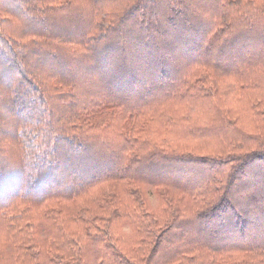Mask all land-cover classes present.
<instances>
[{"label":"trees","instance_id":"16d2710c","mask_svg":"<svg viewBox=\"0 0 264 264\" xmlns=\"http://www.w3.org/2000/svg\"><path fill=\"white\" fill-rule=\"evenodd\" d=\"M0 264H264V0H0Z\"/></svg>","mask_w":264,"mask_h":264},{"label":"rangeland","instance_id":"374dc122","mask_svg":"<svg viewBox=\"0 0 264 264\" xmlns=\"http://www.w3.org/2000/svg\"><path fill=\"white\" fill-rule=\"evenodd\" d=\"M144 171V174L146 175V180H145V183H144V190L146 191L147 193V197L149 198V201L151 203V205L155 208L157 206H159L160 204V198H159V194H158V190H156L154 184H152L150 181L151 178L154 177V175H152L151 173V170L149 168H145L143 169ZM149 178V179H148ZM165 189H162V193H165ZM176 194L172 193V192H169L167 191V193L165 194L166 197H169L171 198L172 196H175ZM42 227L43 228H46V230H48V226H46L45 223H42ZM129 226L127 227V230H129ZM43 233H45V229L44 231L41 233V235H43ZM98 246L99 244L97 243H91L90 244V247H89V255H90V259L91 260H94L97 256V250H98Z\"/></svg>","mask_w":264,"mask_h":264}]
</instances>
